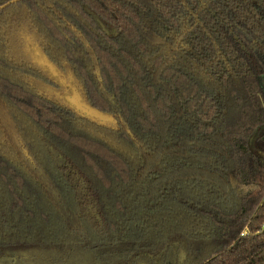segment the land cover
Listing matches in <instances>:
<instances>
[{
  "label": "trees",
  "instance_id": "1",
  "mask_svg": "<svg viewBox=\"0 0 264 264\" xmlns=\"http://www.w3.org/2000/svg\"><path fill=\"white\" fill-rule=\"evenodd\" d=\"M0 264H264V0L0 8Z\"/></svg>",
  "mask_w": 264,
  "mask_h": 264
},
{
  "label": "rangeland",
  "instance_id": "2",
  "mask_svg": "<svg viewBox=\"0 0 264 264\" xmlns=\"http://www.w3.org/2000/svg\"><path fill=\"white\" fill-rule=\"evenodd\" d=\"M73 99H78L76 95L73 96ZM80 104V103H79ZM78 104V105H79ZM84 107V106H83ZM86 112H87V109L83 108ZM97 116L100 117L101 119H104L105 117H103L102 115L98 114L97 113Z\"/></svg>",
  "mask_w": 264,
  "mask_h": 264
},
{
  "label": "water",
  "instance_id": "3",
  "mask_svg": "<svg viewBox=\"0 0 264 264\" xmlns=\"http://www.w3.org/2000/svg\"><path fill=\"white\" fill-rule=\"evenodd\" d=\"M15 1H17V0H9V1L6 2L5 4L1 5L0 8L4 7V6L7 5V4H11V3L15 2Z\"/></svg>",
  "mask_w": 264,
  "mask_h": 264
}]
</instances>
